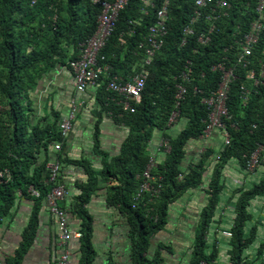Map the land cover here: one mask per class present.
I'll return each mask as SVG.
<instances>
[{
	"label": "trees",
	"instance_id": "obj_1",
	"mask_svg": "<svg viewBox=\"0 0 264 264\" xmlns=\"http://www.w3.org/2000/svg\"><path fill=\"white\" fill-rule=\"evenodd\" d=\"M195 1L170 0L168 35L152 63L144 68L148 78L140 102H132L135 111L123 108L120 96L107 88V82L110 76L115 75L127 81L143 69L137 65L144 57L138 44L154 21L156 9L144 14L143 1L131 0L120 12L116 30L101 52L107 56L106 63L113 68L110 76L103 74L97 82L100 84L99 101L117 122L128 127L129 136L119 155L112 160L103 152V168L98 174L104 181H116L109 188V202L119 206L127 215L135 264H157L161 260L160 253L152 259L147 256L151 238L166 226L171 204L186 192L203 185L211 167L206 191L209 200L200 215V228L193 244L190 264H201L202 261L214 264L219 250L216 246L210 250L208 235L218 215L226 186L223 169L233 159L246 169L247 157L258 142L264 140V85L244 105L239 86L247 80L241 75L232 84L230 94L229 107L238 126L231 129L230 144L224 145L218 152L220 158L215 164L212 163L214 158L211 159L215 151L212 148H207L200 153V157L186 163L188 145L201 137L209 116L202 97L216 89L221 80V73L211 68L225 57L229 58L228 64L234 62L237 33L249 29L256 16L258 0H231L228 14L216 20L211 41L206 45L198 42L199 35L211 26L204 20L195 26L196 34L188 36L183 43V29L193 16ZM100 12L101 6L95 0H0V169L8 172L0 180V226L12 213L18 191L33 196L29 191V186L33 184L42 193L41 197L35 198V220L30 230L35 227L38 209L51 190V184L45 182L47 162L37 164V155L42 149H47L49 142L63 141L64 144L65 139L59 129V114H56L54 122L39 124L32 128L31 133L24 131V121L29 117V108L25 109L28 107V92L53 66L59 63L70 66V61L80 56V44L95 33ZM226 47L230 50L226 51ZM260 60L264 63V33L252 56L257 70ZM188 61L192 62L193 83L181 106L179 121L169 125L175 108L176 76ZM195 87L203 93L195 92ZM176 126L181 128L174 133L172 130ZM155 131L162 132V136L169 137L171 141V151L153 170L161 177L162 188L156 196L145 193L137 199L140 176L152 156L149 144ZM75 162L84 163L83 160ZM33 163L37 165L34 168ZM88 175V182L82 186L85 195L79 197L76 206L83 218V255L79 264H93L95 259L92 217L85 204L99 180L93 170H89ZM261 196H264V170L260 179L253 181L251 186H240L233 191L231 199L234 204L231 208L235 219L229 240L232 264H256L247 260L245 252L257 237L258 223H252L254 214L251 207ZM33 236V231L26 232L23 247L29 245ZM257 259L260 260L258 264H264V243L257 249Z\"/></svg>",
	"mask_w": 264,
	"mask_h": 264
},
{
	"label": "crops",
	"instance_id": "obj_2",
	"mask_svg": "<svg viewBox=\"0 0 264 264\" xmlns=\"http://www.w3.org/2000/svg\"><path fill=\"white\" fill-rule=\"evenodd\" d=\"M73 77L70 66L60 63L41 76L36 86L28 92V107L25 109L29 108V117L24 121V131L31 133L32 128L39 124L54 122L56 114L60 115V124L61 119L70 113L73 99L82 102L62 149H55L56 141H51L47 149H42L37 155L36 162L61 163L59 179L68 191L66 198L61 201V206L67 211L70 228L81 233L83 218L76 206L79 197L85 195L82 186L88 182V171L97 172L98 184L85 204V209L92 217V242L95 249L93 264H135L131 225L127 215L119 206L109 202V188L116 181H104L98 174L103 168V152L108 154L110 160L119 155L129 136V129L123 123L117 122L113 114L105 109V105L100 103V84L89 86L85 92H78ZM180 128L176 126L172 131L177 133ZM161 137L162 132L155 131L149 144V153L157 157L158 163L166 157V154L158 151ZM224 145V136L218 129L207 136L192 140L188 145L186 163L200 157V153L207 148H212L215 151L211 159L214 158L212 163L215 164L220 158L218 152ZM76 160H83L84 163L78 164ZM33 164V168L37 166ZM211 170L212 167L203 185L186 192L171 204L166 226L151 238L147 256L152 259L160 253L161 260L157 264H190L193 244L200 228V215L209 200L206 191ZM263 170L264 165L248 177L247 170L236 159L230 160L223 169L226 186L218 207V215L211 224L208 235L210 250L215 248L214 246L219 250L214 264H232L229 255L230 235L227 232H231L235 219V212L231 208L234 204L231 199L234 189L251 186L254 179H260ZM8 177L10 178V175ZM35 198L38 197L18 191L12 213L0 226V264H56L66 248L73 263L79 264L83 255L81 237L72 238L67 246H61L58 221L49 211L45 201L38 209L35 227L30 230L35 220ZM251 209L254 214L252 223H258V233L255 242L246 250L245 256L247 260L258 264L260 260L257 259V249L264 243V196L258 197ZM29 231H33L34 236L29 245L23 247L25 234Z\"/></svg>",
	"mask_w": 264,
	"mask_h": 264
},
{
	"label": "built area",
	"instance_id": "obj_3",
	"mask_svg": "<svg viewBox=\"0 0 264 264\" xmlns=\"http://www.w3.org/2000/svg\"><path fill=\"white\" fill-rule=\"evenodd\" d=\"M101 6V12L98 17V26L95 33L89 39L80 44V56L70 61V68L74 74V86L78 92H85L89 86L96 85L101 75L110 74L113 66L106 63L107 56L102 54V50L109 42L111 36L116 30L120 12L124 10L131 0H95ZM142 12L149 14L150 9H156L155 19L149 26V29L143 39L139 42L138 48L144 53V57L137 63L143 69L136 72L125 81L122 76H110L107 82V88L120 96V103L125 110L135 111L133 101L140 102L142 92L145 89L149 66L154 56L162 49L165 39L168 35L169 3L170 0H142ZM231 0H196L193 16L183 29V43L188 40V36L196 34V25L201 21H206L211 26L203 31L199 37L200 44H208L211 41L212 33L215 30V22L218 18L228 14L231 8ZM256 16L253 18L249 29L246 32L237 33L236 58L233 63L228 64L229 58L225 57L222 61L212 66L213 71L221 73V80L216 89L203 95L202 102L209 110V116L206 120V127L201 136H207L214 130H220L224 136V144L229 145L232 139L231 129L238 126L234 122L233 113L229 107L232 84L246 76L247 82L239 86L240 96L244 105H246L253 93H257L260 86L264 85V63L259 61L257 70L252 61L254 47L260 41L264 33V0H258L256 5ZM230 47H226V51ZM244 73V74H243ZM192 62L188 61L180 74L176 76L175 86V108L169 118V125L179 121L181 116V106L185 101L190 84L193 83ZM195 92L203 93L198 87ZM82 102L72 101L70 113L63 117L59 124L62 138L66 139L74 126L77 118L79 106ZM257 125L255 124L254 127ZM63 141H56L55 149L61 150ZM158 151L167 154L171 151V141L169 137L162 136L158 143ZM264 163V140L258 142L255 150L247 157L246 170L254 173L259 166ZM157 157L151 156L145 170L141 174V183L136 194L138 199L145 193L156 196L162 188L161 177L153 173L157 168ZM47 176L45 182L51 184V190L45 196V202L49 211L56 217L59 227V243L65 247L72 238H80L82 233L70 228L67 211L61 206V201L67 196L66 186L60 182L61 163L50 161L47 163ZM7 170L0 169V180L3 179ZM29 191L34 197H41V191L31 184ZM232 235V232H227ZM56 264H74L69 250L66 248L58 257ZM201 264H208L202 261Z\"/></svg>",
	"mask_w": 264,
	"mask_h": 264
},
{
	"label": "rangeland",
	"instance_id": "obj_4",
	"mask_svg": "<svg viewBox=\"0 0 264 264\" xmlns=\"http://www.w3.org/2000/svg\"><path fill=\"white\" fill-rule=\"evenodd\" d=\"M244 172H245V171H244ZM247 173H248V177H250L251 175H253L252 172H247V171H246V174H247ZM249 174H250V175H249ZM259 176H260V175H259ZM253 178H254V176H253ZM255 178H259V177H255ZM254 180H255V179H254ZM254 180H253V181H254ZM251 181H252V180H251Z\"/></svg>",
	"mask_w": 264,
	"mask_h": 264
}]
</instances>
